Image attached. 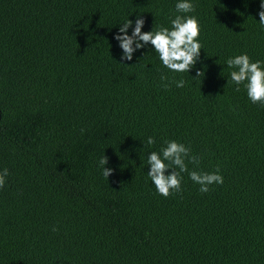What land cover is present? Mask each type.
Instances as JSON below:
<instances>
[{"label":"trees","instance_id":"16d2710c","mask_svg":"<svg viewBox=\"0 0 264 264\" xmlns=\"http://www.w3.org/2000/svg\"><path fill=\"white\" fill-rule=\"evenodd\" d=\"M177 2L0 0V264H264V105L226 64L264 61L260 0H190L203 49L188 73L150 43L121 61V24L171 28ZM168 140L199 163L165 198L147 156ZM217 168L201 193L189 172Z\"/></svg>","mask_w":264,"mask_h":264},{"label":"clouds","instance_id":"9594fccd","mask_svg":"<svg viewBox=\"0 0 264 264\" xmlns=\"http://www.w3.org/2000/svg\"><path fill=\"white\" fill-rule=\"evenodd\" d=\"M175 9L180 15L171 20V28L160 26L153 31H142L145 20L137 16L132 27L131 35L128 34L129 27L133 26V20L127 19L118 29L114 39L119 42L123 50L121 61H131L133 53L151 44L152 48L159 54L163 66L172 72L188 73L197 63L203 45L200 43V22L195 15H185L195 11V5L190 0H178ZM259 23L264 25V0H260ZM228 68L235 69L230 72L231 80L237 85L244 84L247 97L252 103L264 105V61H253L247 53H241L227 59ZM204 72L197 70L195 77H203ZM194 77V78H195ZM161 76V80H166ZM176 87H184L186 81L181 79L174 81ZM168 87L167 84L164 85ZM83 131V129L81 130ZM148 145L155 144L153 137H148ZM186 160L198 164L197 157L190 156V148L176 140H168L159 152L151 151L147 156L149 170L147 176L154 184L156 191L167 198L173 192H181V173L188 172ZM108 157L103 155L99 160L102 167V174L108 180L113 169L105 167ZM171 169L170 172L168 170ZM7 168L0 170V188H3L8 177ZM190 179L199 184V191L207 193L209 185L222 184L223 176L217 168L214 172H200L193 170L189 172ZM55 231V229H53Z\"/></svg>","mask_w":264,"mask_h":264}]
</instances>
